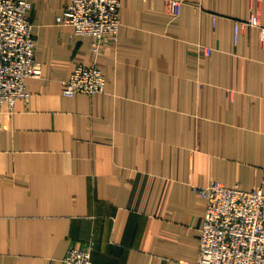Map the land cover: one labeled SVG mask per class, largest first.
<instances>
[{
    "label": "crops",
    "instance_id": "0c3cea01",
    "mask_svg": "<svg viewBox=\"0 0 264 264\" xmlns=\"http://www.w3.org/2000/svg\"><path fill=\"white\" fill-rule=\"evenodd\" d=\"M38 78L0 105V264H195L204 201L218 181L264 193V0H119L115 42L56 23L69 0H28ZM208 49V53H206ZM104 89L62 95L78 65Z\"/></svg>",
    "mask_w": 264,
    "mask_h": 264
},
{
    "label": "built area",
    "instance_id": "2783aa9c",
    "mask_svg": "<svg viewBox=\"0 0 264 264\" xmlns=\"http://www.w3.org/2000/svg\"><path fill=\"white\" fill-rule=\"evenodd\" d=\"M203 0H167L177 16L182 5L201 8ZM119 0H69L56 19L71 29V36L90 37V51L98 55L105 44L115 42L120 27ZM28 0H0V105L7 110L15 101L28 99L26 78H38L40 65L34 59L35 42L28 16ZM255 28L264 43V26L249 15L233 24V40L241 28ZM206 49V53H208ZM104 89V77L94 63L78 64L62 81V95L92 97ZM193 192L204 201L195 264H264V193L242 191L211 181ZM61 264H92L90 247H69Z\"/></svg>",
    "mask_w": 264,
    "mask_h": 264
}]
</instances>
